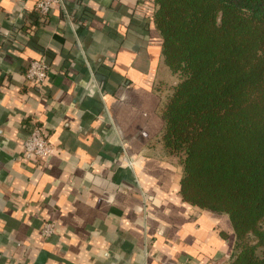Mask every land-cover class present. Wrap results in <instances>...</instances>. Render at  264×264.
Returning <instances> with one entry per match:
<instances>
[{
  "label": "crops",
  "instance_id": "0c3cea01",
  "mask_svg": "<svg viewBox=\"0 0 264 264\" xmlns=\"http://www.w3.org/2000/svg\"><path fill=\"white\" fill-rule=\"evenodd\" d=\"M140 1L64 0L41 20L36 0H0V264H231L229 216L180 197L161 141L179 77ZM35 122L54 152L27 158Z\"/></svg>",
  "mask_w": 264,
  "mask_h": 264
},
{
  "label": "trees",
  "instance_id": "16d2710c",
  "mask_svg": "<svg viewBox=\"0 0 264 264\" xmlns=\"http://www.w3.org/2000/svg\"><path fill=\"white\" fill-rule=\"evenodd\" d=\"M179 81L161 141L183 201L230 218L231 264H264V0H141Z\"/></svg>",
  "mask_w": 264,
  "mask_h": 264
},
{
  "label": "built area",
  "instance_id": "2783aa9c",
  "mask_svg": "<svg viewBox=\"0 0 264 264\" xmlns=\"http://www.w3.org/2000/svg\"><path fill=\"white\" fill-rule=\"evenodd\" d=\"M55 6H59L66 11L64 0H36L35 9L41 20L48 17ZM51 64L44 58L32 59L25 71V77L28 81L36 84H42L48 77ZM22 152L25 157H45L54 152V145L48 138L41 126L35 122L28 135L22 143ZM56 223L46 221L41 227V233L44 237L51 236L56 231Z\"/></svg>",
  "mask_w": 264,
  "mask_h": 264
},
{
  "label": "rangeland",
  "instance_id": "374dc122",
  "mask_svg": "<svg viewBox=\"0 0 264 264\" xmlns=\"http://www.w3.org/2000/svg\"><path fill=\"white\" fill-rule=\"evenodd\" d=\"M166 86V88L168 89L169 87H168V83H167V85H165ZM172 86V85H171ZM170 92V91H169ZM171 93V92H170Z\"/></svg>",
  "mask_w": 264,
  "mask_h": 264
}]
</instances>
